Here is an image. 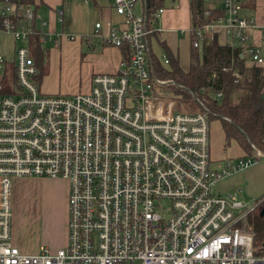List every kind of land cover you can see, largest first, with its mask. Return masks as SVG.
Here are the masks:
<instances>
[{
    "label": "built area",
    "instance_id": "2783aa9c",
    "mask_svg": "<svg viewBox=\"0 0 264 264\" xmlns=\"http://www.w3.org/2000/svg\"><path fill=\"white\" fill-rule=\"evenodd\" d=\"M243 1L221 0L223 16L195 31L193 47L221 33L247 64L264 67V46L252 37L264 26L243 14ZM111 2L122 21L97 23L93 36L128 49L123 69L94 75L89 93L46 95L28 42L58 47L64 34L43 31L47 23L34 5L0 1V36L17 44L15 81L0 54V264H264V246L248 224L257 204L248 209L237 195L214 191L264 153L254 148L214 166V115L200 100L199 111L181 110L173 80L157 76V29L136 14L139 0ZM161 61L169 64L165 54ZM16 178L68 182L65 248L28 255L13 244Z\"/></svg>",
    "mask_w": 264,
    "mask_h": 264
},
{
    "label": "crops",
    "instance_id": "0c3cea01",
    "mask_svg": "<svg viewBox=\"0 0 264 264\" xmlns=\"http://www.w3.org/2000/svg\"><path fill=\"white\" fill-rule=\"evenodd\" d=\"M246 1H243V14L254 17L258 25L263 27L264 0H255L253 10L244 6ZM112 4L111 0H89L88 3L83 0L34 1L33 5L37 13L47 23V26L42 30L53 37L64 34L58 47L54 42L39 44L35 39L28 42L38 70L36 80L43 94L75 95L89 93L94 75L115 74L123 69V64L129 56L128 49L106 46L93 36L97 23L122 21V18L114 11ZM190 4L191 0H165L162 8L164 12L155 26L157 34L160 35V40L165 43L175 57L179 58L180 65L185 71L190 67L192 49L190 38L192 35V6ZM221 5L220 0L218 6L209 8L221 9ZM144 12L145 2L139 0L136 6V14L143 15ZM36 25L41 28L39 23ZM104 31L106 32V29ZM3 35L11 40V45L0 51V54L8 59L7 70L10 75V66L14 67L13 61L17 44L11 35ZM3 35L0 36V47L2 46ZM68 36L72 38H68ZM252 37L257 45L264 46V29L253 31ZM153 42L156 44L152 39L151 45L154 51ZM163 55L164 53H162ZM185 61L188 62L189 67L187 69L183 66ZM75 69L78 70L79 77L74 78L73 84L72 73ZM221 130L224 149L227 150L225 134L223 129ZM233 143L240 149L239 158L249 155L243 151L237 142L233 141ZM212 159L214 166L225 161V159ZM14 183L16 185L24 183L30 185L50 184L49 186L52 188L48 189V193L46 192L43 202L40 201L39 203L37 197V201L31 203L19 221L12 223L13 244L21 252L28 255L38 254L44 246L53 252L65 248L68 244V182L62 179L16 178ZM36 226H38V230H36Z\"/></svg>",
    "mask_w": 264,
    "mask_h": 264
},
{
    "label": "trees",
    "instance_id": "16d2710c",
    "mask_svg": "<svg viewBox=\"0 0 264 264\" xmlns=\"http://www.w3.org/2000/svg\"><path fill=\"white\" fill-rule=\"evenodd\" d=\"M19 1L33 5L35 0ZM206 1L191 0L190 4V67L185 71L179 58L175 57L155 32L151 40L156 42L157 47L169 59V64L164 65L154 50L152 54L155 72L161 79L173 80L175 84L170 87V91L174 95L182 96L183 105L188 100L193 103L197 100L204 102L214 115L212 120L221 121L226 148L235 141L249 155L254 154V148L264 153V67L247 64L221 33L204 41L201 48L193 47V42L197 40L195 31L211 20L223 16L221 9L207 8ZM144 2V16L153 28L159 21L156 15L164 7L165 0ZM244 6L253 10L255 0H247ZM10 69V77L15 81V67L10 66ZM7 92L12 93L11 89ZM219 94L222 95L221 99L217 98ZM256 204L254 213L259 220L255 228L249 227L256 234V243L261 245L264 243V197Z\"/></svg>",
    "mask_w": 264,
    "mask_h": 264
},
{
    "label": "rangeland",
    "instance_id": "374dc122",
    "mask_svg": "<svg viewBox=\"0 0 264 264\" xmlns=\"http://www.w3.org/2000/svg\"><path fill=\"white\" fill-rule=\"evenodd\" d=\"M206 3L207 8H209L212 6H218L220 4V0H210ZM10 41V38L4 37L3 35L0 51H2L4 47H9L11 45ZM153 49L159 57L162 56V51L156 46L154 42ZM183 66H185L184 68L187 69L189 67L188 62L185 61L183 63ZM75 77H79L77 69H75L72 73L73 84ZM179 108L188 112H197L200 110L199 106L196 103H193V101L190 102L189 100L184 105L183 103H180ZM221 129H223L221 127V121L219 119H214L211 124L212 158L225 160L239 158L238 156L240 155V149L236 144L233 143L230 147L226 148L227 150L224 149ZM49 185L50 184L30 185L27 183L16 185V183L13 182L12 223L19 221L20 217L27 211L26 209L30 207L31 203H33V201L35 200L37 201V197L39 203L40 201L43 202L45 200L46 192L48 193V189L52 188ZM214 191L215 193L223 197H228L230 194L237 195L238 200L241 201L248 209H251L254 205H256V202L258 200L264 197V158H262V160H259V163L255 164L254 166L244 171L233 174L229 178L220 181L216 185V188H214ZM258 220L259 219L257 215H255V213L250 214L248 216L249 226L251 228H255ZM36 230H38V226H36Z\"/></svg>",
    "mask_w": 264,
    "mask_h": 264
},
{
    "label": "water",
    "instance_id": "95a60500",
    "mask_svg": "<svg viewBox=\"0 0 264 264\" xmlns=\"http://www.w3.org/2000/svg\"><path fill=\"white\" fill-rule=\"evenodd\" d=\"M263 246H264V243H263Z\"/></svg>",
    "mask_w": 264,
    "mask_h": 264
}]
</instances>
